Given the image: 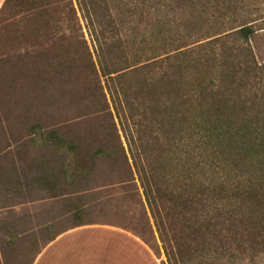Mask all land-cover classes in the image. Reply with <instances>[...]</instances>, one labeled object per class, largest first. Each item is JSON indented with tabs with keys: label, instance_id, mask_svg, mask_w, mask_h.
Segmentation results:
<instances>
[{
	"label": "trees",
	"instance_id": "obj_1",
	"mask_svg": "<svg viewBox=\"0 0 264 264\" xmlns=\"http://www.w3.org/2000/svg\"><path fill=\"white\" fill-rule=\"evenodd\" d=\"M146 1L56 0L30 15L40 18L37 30L53 47L66 30L60 39L73 53L65 61H82L93 76L99 105L122 133L166 262L180 264L182 244L207 242L225 223L228 230L247 224L252 216L241 219L243 208L264 213V61L249 45L250 25L210 33L201 15L155 23L141 37L122 33ZM150 122L156 128L147 139ZM41 136L77 148L55 130Z\"/></svg>",
	"mask_w": 264,
	"mask_h": 264
},
{
	"label": "rangeland",
	"instance_id": "obj_2",
	"mask_svg": "<svg viewBox=\"0 0 264 264\" xmlns=\"http://www.w3.org/2000/svg\"><path fill=\"white\" fill-rule=\"evenodd\" d=\"M53 1L11 0L0 12V264H31L51 237L78 224L123 229L167 264L122 133L99 105L93 76L82 61H65L73 53L60 39L66 30L53 47L37 30L40 18L30 15ZM144 8L122 33L141 37L155 23L202 21L201 15L210 33L250 25L249 45L264 61V0H148ZM154 128L150 122L144 137ZM49 130L77 148L52 145L41 136ZM263 214L243 208L241 219L252 216L247 224L228 230L225 223L207 242L182 244L180 264H264Z\"/></svg>",
	"mask_w": 264,
	"mask_h": 264
},
{
	"label": "crops",
	"instance_id": "obj_3",
	"mask_svg": "<svg viewBox=\"0 0 264 264\" xmlns=\"http://www.w3.org/2000/svg\"><path fill=\"white\" fill-rule=\"evenodd\" d=\"M4 0H0V7ZM31 264H161L140 238L102 224L75 226L49 240Z\"/></svg>",
	"mask_w": 264,
	"mask_h": 264
}]
</instances>
